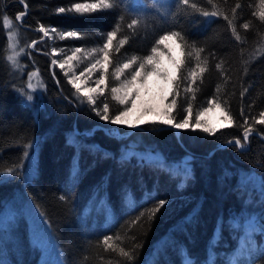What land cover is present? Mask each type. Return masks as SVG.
Returning a JSON list of instances; mask_svg holds the SVG:
<instances>
[{
	"label": "trees",
	"instance_id": "16d2710c",
	"mask_svg": "<svg viewBox=\"0 0 264 264\" xmlns=\"http://www.w3.org/2000/svg\"><path fill=\"white\" fill-rule=\"evenodd\" d=\"M97 2L0 0V211L10 201L15 212L0 229V261L46 264L39 259L40 247L27 233V215L18 201L27 199L60 246L62 264H182L188 253L199 264L207 257L216 264L234 259L264 264V195L239 179L242 170L264 178V125L255 123L264 111L261 0H189L188 5L178 0H110L114 5L110 9L57 12L72 3ZM203 11L217 15L205 17ZM20 13L24 15L17 20ZM3 15L13 20L27 68H35L43 82L41 105L35 110L12 83ZM132 19L138 23L130 29ZM41 26L56 29L51 31V42L41 38ZM67 31L80 35H61ZM109 31H116V36L109 49L107 87L101 84L104 94L94 96L93 106L76 92L57 63L51 65L48 47L57 49L53 56L57 59L82 49L67 60L76 71L102 59L99 50ZM170 31L184 36L183 42L173 37L159 45L174 60L184 61L177 73V106L172 114L178 121L191 102L194 122L195 115L209 107L207 102L215 100L232 117V126H220L214 135L159 123L134 128L101 120L93 111V107L102 109L105 99L110 115L124 107L112 100L111 87L120 82L112 76L115 67L133 55L142 59ZM193 43L203 49L199 61ZM189 52L193 55L188 56ZM160 60L171 67L168 55ZM197 63L206 69L203 73ZM190 71L196 73L195 81ZM211 109L224 118L221 109ZM249 125L253 131L245 143L244 128ZM235 139L244 147L230 143ZM31 142L34 171L26 180V146ZM129 146L161 151L166 163L124 154ZM184 156L191 163L189 169L174 170L170 162ZM77 161L79 174L74 169ZM13 168L15 175L8 171ZM160 199L169 203L150 220V211ZM244 211L256 213L259 226L252 228L253 234L243 232ZM193 217L195 222L189 223ZM105 236L113 238L109 243L115 250L105 249ZM241 241L246 246L239 248ZM120 248L134 250L136 259L128 261Z\"/></svg>",
	"mask_w": 264,
	"mask_h": 264
},
{
	"label": "snow or ice",
	"instance_id": "6c2138e0",
	"mask_svg": "<svg viewBox=\"0 0 264 264\" xmlns=\"http://www.w3.org/2000/svg\"><path fill=\"white\" fill-rule=\"evenodd\" d=\"M119 2V0H117ZM178 2H182L185 5L189 4V0H178ZM113 3L110 2V0H98L97 3H72V5L68 8L65 7H59L57 9V12L59 13H78V14H85L90 12H95L97 9L105 8L110 9L113 8ZM191 7L195 10L196 5L192 4ZM239 7V5H237ZM261 10L259 11L258 15L261 20H264V0H261ZM24 13H20L17 15L16 19L20 20ZM202 15L205 17L216 16L217 12L213 11L209 13L208 11H203ZM227 19V17H225ZM138 23L137 19H132L131 23L128 24V28H133ZM231 23V21H229ZM118 27V26H117ZM245 29L249 27L247 23L243 25ZM40 31L44 32L45 36L48 35V31L41 26ZM51 31L55 32L56 29L53 28ZM233 32H235V29H233ZM62 36L67 37H79V33L75 31H67L61 34ZM116 36V31H109L106 36V42L103 43V46L100 48V53L102 54V59H96L94 63L90 64L88 67L84 69L80 73V76H83L85 72L91 74L93 71L98 69L100 71V76L95 80V84L97 85V88H91L88 89L87 92H85V95L87 96V103L89 105H96V99L92 95H88V92L95 93L97 90L99 91V94L102 96L104 94V88H99V85L105 84L106 80L108 79V68L111 64V61L109 59L110 53L109 49L113 45V38ZM177 38L184 41V36L179 31H170L167 32L159 37L158 40L155 42V46H153L150 49V53L143 56V58H138L137 56L133 55L131 58L127 59L126 61L120 63L118 66L115 67L112 76L115 80L120 81L118 86L111 87V93H112V100L118 102L119 105L125 106L123 110H117L115 114L110 115V106L107 100L105 99L103 103V107H93V111L96 112V115L99 116L101 120L104 121H110L112 124L117 125H128L129 127H138L140 124L143 123H152V124H162L169 126L171 128L182 130V129H189L192 130L199 129L204 133H207L209 135H214L218 129L215 128L214 125L209 124L207 120H203L202 116L209 111L211 108H217L221 109V114L224 116V120L227 122V126H232V117L221 108V104L217 103L215 100H209L207 103L209 105L208 108L201 109L194 118L193 122V106L192 103L189 102L187 104V107L183 109L184 112L187 114L182 116L178 121L176 116L172 114V109L176 108L177 106V100L176 96L178 95V89H179V83H178V77L177 73L182 71V64L184 63L183 60H174L171 55H169L167 52L161 51L159 48V45L164 44V42L170 38ZM236 39L239 40L240 37L237 35ZM127 40V37L120 40V44L123 45ZM13 49H15V44L10 45ZM179 46V45H178ZM193 50L196 59L199 61L200 52L203 51V49H196L195 45L193 43ZM82 49L76 48L73 52L72 56L67 57V60L71 61L76 57V53L81 52ZM118 51V49H117ZM19 53H14L13 55H9L7 59L11 62L13 71H15L19 65L17 61V56ZM162 55H168V59L170 61L171 67L164 66L160 60V56ZM193 52H189L188 56H192ZM53 64L56 63L55 60L52 61ZM61 68H64V64H60ZM197 67L200 68V73H203L206 69L203 67H200L199 63H197ZM219 67V65H217ZM126 70H128L126 72ZM31 75H36V73H32ZM189 75L192 76L193 81L196 79V73L194 71H190ZM121 77H125L123 80H121ZM149 77H156L157 80L160 82V88H159V105H156L154 103L149 102L147 106L143 102H141V95H142V89H145L147 86V79ZM80 77L77 76L75 79L69 78L68 82L73 85V87L76 88V92H81V89L79 85L76 84L75 80H78ZM107 87V85L105 84ZM29 89L33 88V85L29 83L27 85ZM190 89H186L188 91ZM243 95V93H241ZM169 96H172V100L169 104L164 105V101L168 99ZM195 97L193 96V99ZM33 96L31 94H28L26 96V101H32ZM141 102V116L148 115V114H156L159 119L157 121H147L142 120L139 116L135 121L129 120L128 117L132 115L137 110V103ZM131 104V107H127V105ZM159 109V110H158ZM241 115H243V110L241 111ZM255 123L264 125V111L259 113V119H255ZM244 124H248V119L245 117ZM221 127H225L224 124L221 125ZM253 131V128L251 125L244 128L243 133V140L245 143H247L249 139V135ZM230 143H234L236 146H239L241 148L244 147V145L241 143L240 139H235L234 141H230ZM74 169L76 170L77 174H79V161H77L76 165L74 166ZM11 175L16 174V169H9L8 170ZM36 172H38V165L35 169ZM187 174V173H186ZM26 180L29 179L28 175H25L24 177ZM262 184V190H264V178H262L261 181ZM61 199H64V197H61ZM166 203H169V201L165 199H160L158 203L154 206V208L150 211L149 219H154L155 215L161 208L165 206ZM141 216H143V213H141ZM196 217H193L189 223H194ZM138 222V221H134ZM261 235H264V225H261ZM112 237L105 236L103 240V244L105 245V249H114L113 244L109 243L110 240H112ZM119 239V237H117ZM120 255H122L124 258H126L128 261H134L136 259L134 255V250L132 251H126L124 248H120ZM264 255V252L261 253ZM191 256V253H188V256L184 258L182 264H199L198 261H194L188 257ZM0 264H3L2 261H0ZM204 264H216V261L212 260L211 257H207ZM229 264H243L239 259H234L229 262Z\"/></svg>",
	"mask_w": 264,
	"mask_h": 264
},
{
	"label": "rangeland",
	"instance_id": "374dc122",
	"mask_svg": "<svg viewBox=\"0 0 264 264\" xmlns=\"http://www.w3.org/2000/svg\"><path fill=\"white\" fill-rule=\"evenodd\" d=\"M3 19V25L4 29H6V40H7V47H6V60L9 62L10 67L13 72V78L12 83L14 84L15 90L19 95L23 98V100L30 104L33 109H37L41 105V96H42V88H43V82L40 79V76L38 74V71H36L35 68L28 69L27 63L22 59V56L24 54V50H22V46L20 45L19 39L17 37V29L14 27V23L12 18L8 17L7 15L2 16ZM48 31V35L45 36L44 32H42L41 38L47 39L49 42H51V30L45 28ZM47 37V38H46ZM15 44V49H13L10 45ZM31 45V44H30ZM49 54L52 56V61L55 60L57 65L60 67V64H64V68L60 69L62 70L63 74L66 77V80H69V78L75 79L77 76L80 78L78 80H75L76 84L79 85L81 89V93L84 95V97L87 100V96L85 95V92H87L88 89L91 88H97V85L95 84V80L99 78L100 71L99 67L97 70L93 71L91 74L85 72L83 76H80V73L84 71V68H80L75 71V66L71 67L66 59L67 55H61V61L60 59L53 58L54 54H58L57 49L52 48L50 45L48 47ZM14 53H19V55L16 57L18 61L19 67L13 71V67L11 62L7 59L9 55H13ZM68 57V56H67ZM94 63V61H92ZM163 64V63H162ZM51 65L53 63L51 62ZM89 65H87L88 67ZM128 70H126L127 72ZM32 73H36V75H31ZM125 77H121V80H123ZM31 83L33 85V88L29 89L27 85ZM120 83V82H119ZM99 88H101V85H99ZM159 88H160V82L157 80L156 77H149L147 79V86L145 89H142V95H141V102L147 106L149 102L154 103L156 105H159ZM76 90V88L74 87ZM28 94H31L33 96L32 101H26V96ZM88 95L97 96L99 94V91L92 93L88 92ZM141 102L137 103V110L128 117L129 120L135 121L137 117L139 116L142 120H158L159 117L156 114H148L141 116ZM165 105V101H164ZM125 107V106H124ZM123 107V108H124ZM127 107H131V104L127 105ZM121 108V110H123ZM159 110V109H158ZM203 120H207L209 124L214 125L215 128H219L222 124L227 125V122L222 118V116H219L213 109H210L207 111L203 116ZM128 126V125H125ZM33 142L27 144L28 152L26 153L27 162H26V171L24 173L25 175H28L30 177L31 173H33L34 168V157H33V148L32 145ZM123 153L126 155H135L137 158H142L143 160H151L154 162H160L165 164L163 154L161 151L158 150H151L148 148L145 149H139L136 147H125L123 149ZM186 156L181 157L177 161L170 162V166L174 170H183L187 171L189 169V166L191 165L190 161L186 160ZM25 179V178H24ZM241 184H246L249 187L256 188L260 191L262 195H264V190H262V178L255 172L250 170H242L241 176L239 177ZM17 200V199H15ZM20 204L22 205V210L25 211L27 215V233H29V238L36 243L40 247V261L46 263V264H62V253L60 246L57 242H55L51 232L49 231L48 224L45 220L42 219L41 215L38 213V211L35 210L34 207H32V203L30 200L27 201V199H19L18 200ZM31 203V204H30ZM32 205V206H31ZM0 229H3L4 226L8 225V221L12 219V216L15 212L12 210V203L10 201H7L3 209L0 211ZM256 214V213H255ZM254 213L249 211H244L242 214V226H243V232H249L253 234L252 228L259 226V222L257 220V217ZM3 227V228H2ZM239 248L245 247L246 244L241 241L239 243Z\"/></svg>",
	"mask_w": 264,
	"mask_h": 264
}]
</instances>
